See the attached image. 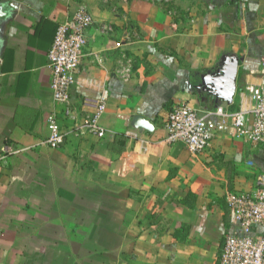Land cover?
I'll list each match as a JSON object with an SVG mask.
<instances>
[{"label":"crops","instance_id":"1","mask_svg":"<svg viewBox=\"0 0 264 264\" xmlns=\"http://www.w3.org/2000/svg\"><path fill=\"white\" fill-rule=\"evenodd\" d=\"M81 7L94 23L63 103L47 55ZM263 63L264 0H0V264H220L239 230L227 193L255 187L264 146L220 132L192 154L167 118L181 102L251 111ZM105 90L97 137L82 124Z\"/></svg>","mask_w":264,"mask_h":264},{"label":"built area","instance_id":"2","mask_svg":"<svg viewBox=\"0 0 264 264\" xmlns=\"http://www.w3.org/2000/svg\"><path fill=\"white\" fill-rule=\"evenodd\" d=\"M93 23L92 14L81 7L69 21L57 26L47 57L53 97L59 102L70 100V89L77 80V70L87 47L88 28ZM246 90L254 103L251 111H229L223 105L199 111L186 102L174 105L167 118L168 140L184 143L192 154L203 152L220 132L264 146V75L259 83H249ZM107 97L105 90L93 102L95 112L82 124L85 132L97 137L106 135L99 121L105 113ZM47 124L49 135L44 143L60 147L67 134L55 112L48 115ZM226 199L239 230L225 236L220 264H264V173L257 176L253 189L230 191Z\"/></svg>","mask_w":264,"mask_h":264},{"label":"water","instance_id":"3","mask_svg":"<svg viewBox=\"0 0 264 264\" xmlns=\"http://www.w3.org/2000/svg\"><path fill=\"white\" fill-rule=\"evenodd\" d=\"M234 68L227 71V74L223 78H219L220 86L222 85L224 88H226L228 95L232 93L235 89V74H234ZM223 79V80H222ZM221 86V87H222Z\"/></svg>","mask_w":264,"mask_h":264}]
</instances>
